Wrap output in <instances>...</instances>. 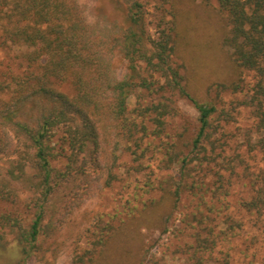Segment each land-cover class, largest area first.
Masks as SVG:
<instances>
[{
    "label": "trees",
    "instance_id": "16d2710c",
    "mask_svg": "<svg viewBox=\"0 0 264 264\" xmlns=\"http://www.w3.org/2000/svg\"><path fill=\"white\" fill-rule=\"evenodd\" d=\"M215 1L223 21L220 42L233 67L252 70L260 77L252 96L257 100L252 122L257 138L252 146L264 152V0ZM164 2L170 4V10L166 11ZM157 9L160 16L155 35L147 26L143 4L133 0L125 25L106 40L95 33L78 0H0V49L23 48L27 63L22 73L0 79V156L13 155L7 172L22 177L36 193L28 226L9 213L0 214V241L5 228L14 233L6 245L0 244V255L25 264L36 250L45 203L68 174L54 166L59 157L67 160V166L80 160L96 164L102 135L110 131L121 135L128 146L133 144L127 148L135 160L143 157L148 149L142 146L144 138L169 136L168 120L179 115L175 96L194 106L197 125L187 144L181 143L183 130L165 142L166 166L179 163L184 172L191 165L198 168V174L206 165L218 162L217 149L224 150L227 133L220 136L223 130L211 123L218 110L216 103L211 98L197 99L182 82L172 61L176 46L174 4L161 0ZM115 48L125 61L120 78L112 63ZM62 84L70 86V91L61 90ZM25 145L32 149L30 154ZM83 168L79 172L85 176V190H89L93 179ZM217 178L220 185L213 190L209 188L206 193L197 185L191 195L195 203L188 224L193 225L201 247L216 245L219 239L211 224L215 214L203 209L212 212L218 196L225 194L221 177ZM195 188L193 181H176L174 203L185 190ZM249 192L250 196L241 197L238 203L247 213L260 215L264 210V182L257 186L251 183ZM82 194L86 193L82 191L74 198ZM230 221L233 227L240 224L233 218ZM114 236L101 234L97 240L105 244ZM229 236L226 233L222 238ZM71 264L97 263L92 255H80Z\"/></svg>",
    "mask_w": 264,
    "mask_h": 264
},
{
    "label": "rangeland",
    "instance_id": "374dc122",
    "mask_svg": "<svg viewBox=\"0 0 264 264\" xmlns=\"http://www.w3.org/2000/svg\"><path fill=\"white\" fill-rule=\"evenodd\" d=\"M132 1L78 0L95 33L106 40L125 25ZM138 1L145 9L147 26L155 35V22L160 16L157 5L161 0ZM172 2L176 22L172 61L192 95L199 100L211 98L216 103L218 110L211 123L223 130L220 136L227 133L224 150L217 149L218 162L206 165L198 174V168L191 165L184 172L179 163L166 166L165 142L183 130L181 143L187 144L197 125L194 106L176 96L179 115L168 120L169 136L144 138L142 146L147 145L148 149L143 157L135 160L127 148H133V144L128 146L121 135L112 131L102 135L96 164L80 160L67 166V160L59 157L54 166L68 174L45 203L38 246L25 264H71L80 255H92L97 264H264V210L260 215L250 214L238 203L241 197L250 196L251 183L257 186L264 182V152L252 146L257 138L252 126L257 100L252 96L260 77L252 70L233 67L220 42L223 21L215 0ZM163 5L166 11L170 10L168 2ZM22 51L23 48L0 49V79L25 70ZM112 63L116 76L122 77L125 61L118 48L113 51ZM60 89L70 91V86L62 84ZM23 148L32 152L26 145ZM13 158L12 154L0 156V214L9 213L28 226L36 193L22 177L7 172ZM81 167L93 179L89 190H85ZM217 177H221L225 194L218 196L212 212L203 209L215 214L211 224L219 239L216 245L201 247L193 225L188 224L195 203L191 195L197 185L206 193L209 188L213 190L220 185ZM179 179L185 184L193 181L196 188L185 190L174 203L172 193ZM82 191L86 194L74 198ZM231 218L240 224L233 227ZM226 233L230 236L222 238ZM101 234L115 236L103 244L97 240ZM12 237L11 229L5 228L0 244L6 245ZM0 264L19 263L0 255Z\"/></svg>",
    "mask_w": 264,
    "mask_h": 264
}]
</instances>
